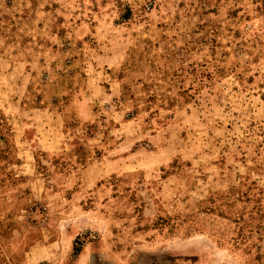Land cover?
<instances>
[{
	"label": "rangeland",
	"instance_id": "1",
	"mask_svg": "<svg viewBox=\"0 0 264 264\" xmlns=\"http://www.w3.org/2000/svg\"><path fill=\"white\" fill-rule=\"evenodd\" d=\"M0 264H264V0H0Z\"/></svg>",
	"mask_w": 264,
	"mask_h": 264
}]
</instances>
